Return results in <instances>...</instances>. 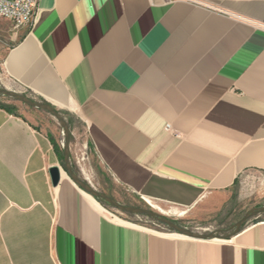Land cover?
<instances>
[{
    "label": "crops",
    "instance_id": "crops-1",
    "mask_svg": "<svg viewBox=\"0 0 264 264\" xmlns=\"http://www.w3.org/2000/svg\"><path fill=\"white\" fill-rule=\"evenodd\" d=\"M0 38V87L83 123L142 200L188 207L264 173V0H38L31 25L0 18ZM54 165L0 106V264H264V217L179 238L118 219L62 169L53 185Z\"/></svg>",
    "mask_w": 264,
    "mask_h": 264
},
{
    "label": "rangeland",
    "instance_id": "rangeland-1",
    "mask_svg": "<svg viewBox=\"0 0 264 264\" xmlns=\"http://www.w3.org/2000/svg\"><path fill=\"white\" fill-rule=\"evenodd\" d=\"M0 41H2L1 38ZM21 94L33 101L45 102L28 92H21ZM2 100L12 106L11 109L15 114L29 119L36 129L48 138L50 143L51 141L55 143L57 149H53L58 166L64 169V134L58 120L42 108L28 105L10 97H3ZM59 112L69 128L68 149L71 169L81 179L89 182L97 191L110 196L123 205L142 207L159 212L139 196L116 183L109 172L101 165L90 145L85 142L83 123L64 111ZM99 203L120 220L156 232H174L167 225L146 214L125 212L110 206L102 200ZM156 203L166 210L174 208L183 211L181 216L161 213L180 226L197 233L214 232L217 237H222L233 231V225L247 210L264 206V173L246 172L239 176L235 185L230 189L208 194L188 207L175 206L160 201ZM263 217L264 213L252 216L243 223V227L253 220Z\"/></svg>",
    "mask_w": 264,
    "mask_h": 264
},
{
    "label": "water",
    "instance_id": "water-1",
    "mask_svg": "<svg viewBox=\"0 0 264 264\" xmlns=\"http://www.w3.org/2000/svg\"><path fill=\"white\" fill-rule=\"evenodd\" d=\"M0 94L12 97V98L19 100L21 102H24L28 105L38 107V108H42V109L48 111L58 120V122L62 126V131L64 134V143H63L64 169H62L58 165H54V166H51L49 168V175H50V179H51V182L53 185H56L58 183L59 178H60L61 169H62L75 185H77L85 193L91 195L93 198L100 199V200L106 202L107 204H109L110 206L117 208L119 210L125 211V212L146 214L148 216L155 218L156 220L160 221L161 223L167 225L169 228H171L176 233H180V234L186 235L190 238L200 239V240H207V239H213V238H227V237L237 233L240 230L243 223L248 218H250L252 216H256V215L261 214V213H264V206L251 208V209L247 210L244 213V215L238 221L235 222V224L233 225V231L231 233L226 234L225 236H222V237H217L214 234V232H206V233L192 232V231L180 226L179 224H177L173 220L167 218L166 216H164L160 212L150 210L147 208H142V207L123 205V204L117 202L115 199L111 198L110 196H108V195H106L100 191H97L94 187H92L91 184H89V182L81 179L71 169V166L69 163V149H68V146H69V128H68L67 122L64 120V118L61 116L60 112L57 109H55L52 105H50L47 102H36V101H33V100L27 98L25 95H23L21 93L11 91V90H7V89L2 88V87H0Z\"/></svg>",
    "mask_w": 264,
    "mask_h": 264
},
{
    "label": "built area",
    "instance_id": "built-area-1",
    "mask_svg": "<svg viewBox=\"0 0 264 264\" xmlns=\"http://www.w3.org/2000/svg\"><path fill=\"white\" fill-rule=\"evenodd\" d=\"M37 2L38 0H0V18L9 20L14 27L31 25Z\"/></svg>",
    "mask_w": 264,
    "mask_h": 264
},
{
    "label": "bare ground",
    "instance_id": "bare-ground-1",
    "mask_svg": "<svg viewBox=\"0 0 264 264\" xmlns=\"http://www.w3.org/2000/svg\"><path fill=\"white\" fill-rule=\"evenodd\" d=\"M62 174L64 175V173H62ZM91 198H92V196H91ZM146 202L149 203L153 208H155L156 210H158L160 213H163V214H176V215H180V216L183 214V211H177L176 212L174 210H166V209L162 208L161 206H159L158 204H155V203H153L152 201H150L148 199H146ZM136 226H138V225H136ZM168 234L171 235V236L179 237V238H190V237H188L186 235H183V234H180V233H176V232H170ZM213 239L215 241V240H219L220 238H213Z\"/></svg>",
    "mask_w": 264,
    "mask_h": 264
},
{
    "label": "trees",
    "instance_id": "trees-1",
    "mask_svg": "<svg viewBox=\"0 0 264 264\" xmlns=\"http://www.w3.org/2000/svg\"><path fill=\"white\" fill-rule=\"evenodd\" d=\"M0 106L7 109V110H11L10 106L8 104L0 103ZM51 144H52L53 148L56 150L57 148H56L55 143L53 141H51ZM96 200L100 201V199H97V198H96ZM242 227H243V225L241 226L240 229H242Z\"/></svg>",
    "mask_w": 264,
    "mask_h": 264
}]
</instances>
